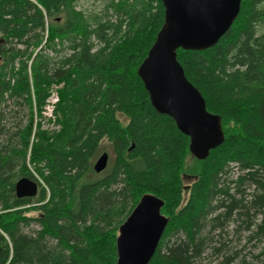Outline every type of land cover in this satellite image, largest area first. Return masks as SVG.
I'll list each match as a JSON object with an SVG mask.
<instances>
[{"label": "trees", "instance_id": "1", "mask_svg": "<svg viewBox=\"0 0 264 264\" xmlns=\"http://www.w3.org/2000/svg\"><path fill=\"white\" fill-rule=\"evenodd\" d=\"M78 1L0 0V264H115L118 226L144 194L162 200L168 218L149 264H202L207 248L216 264H247L221 237L233 222L264 240V0H241L214 46L176 52L221 119L224 141L204 160L154 110L137 76L163 23L160 1L103 0L87 15ZM52 83L62 84L59 130L34 117ZM103 139L113 158L97 176ZM22 177L36 182L35 197L16 198ZM185 177L194 182L184 186Z\"/></svg>", "mask_w": 264, "mask_h": 264}, {"label": "water", "instance_id": "2", "mask_svg": "<svg viewBox=\"0 0 264 264\" xmlns=\"http://www.w3.org/2000/svg\"><path fill=\"white\" fill-rule=\"evenodd\" d=\"M163 23L137 76L150 103L159 114L172 119L189 139V152L204 160L224 141L221 119L209 113L199 91L186 79L176 59L177 50L202 51L214 46L237 18L241 0H159ZM108 154L93 164L98 174L105 170ZM18 199L33 198L38 186L22 177L15 182ZM163 202L144 194L127 218L118 226L115 264H149L168 223L161 214Z\"/></svg>", "mask_w": 264, "mask_h": 264}, {"label": "rangeland", "instance_id": "3", "mask_svg": "<svg viewBox=\"0 0 264 264\" xmlns=\"http://www.w3.org/2000/svg\"><path fill=\"white\" fill-rule=\"evenodd\" d=\"M104 1L103 0H80L76 3L75 5V9L79 10V11H83L84 14H98L99 11H101L105 5H104ZM62 88V84L59 83H52L48 89V95L46 98V101L44 102L43 108L41 109V111H35L34 112V117L35 119H37V122H40V120H42L41 125L43 126V129H57L59 130L60 126L57 125V119H51L50 122L49 121V111H51L52 109L55 111L56 109V105L52 106L51 103L49 102V97L54 98V97H59V91ZM51 95V96H50ZM7 103L9 104V111L10 110H16L18 113L20 112V110H17L16 106H10L11 103L7 101ZM55 108V109H54ZM7 110V111H8ZM20 116L26 115V112H22L19 113ZM121 120H123V117L119 116ZM23 119V124L24 121H26V117L22 118ZM48 123V124H47ZM10 129V127L8 128ZM11 132L14 131L10 130ZM102 153H107L108 154V166L110 165V163L112 162V154H111V148H110V144L108 143V141L106 139H103L102 142L100 143V149H99V153L97 154V156L95 157V159L93 160L92 164H94L95 160L102 154ZM195 165L194 160L188 156V158L185 161V170H184V174H193V167ZM31 171V168H29ZM232 175H233V179L236 178L237 176V170L234 168L232 169ZM33 176L38 180V182L45 187L42 179L36 174L34 173V171L32 170ZM96 175V173H94ZM100 174H97V176ZM95 178V176H88L86 179H93ZM193 179L192 178H184L183 181V185L184 186H190L193 183ZM188 198V191L184 192L183 194V201H182V205H184L186 203V200ZM27 216L32 217V218H36L38 216V212H30L27 214ZM209 218V216H208ZM207 218V219H208ZM30 228L32 229H37V225H35L34 223H32L30 225ZM236 229V224L233 222H229L226 225V230L224 235H222L221 237V241L223 243H225L227 245V249L229 251V254L236 252L238 255V260L239 259H243L245 260V262L247 264H264V240L260 239V240H254V239H248L249 235L247 232L245 231H238L235 232ZM208 230V227H206L205 229H203V234H205ZM25 232H29V229H26ZM217 235V232H214L211 234V237H214V239L216 240L217 237H215ZM200 261L202 262V264H216L218 261H220V258H217L213 255H211L209 248L205 249L203 255H201V259Z\"/></svg>", "mask_w": 264, "mask_h": 264}, {"label": "built area", "instance_id": "4", "mask_svg": "<svg viewBox=\"0 0 264 264\" xmlns=\"http://www.w3.org/2000/svg\"><path fill=\"white\" fill-rule=\"evenodd\" d=\"M51 96V95H50ZM58 98L59 97H54V98H51L49 97V102L51 103L52 106H55L57 103H58ZM55 109V108H54ZM49 120L51 121V119H55V116H54V110L52 109L51 111H49Z\"/></svg>", "mask_w": 264, "mask_h": 264}]
</instances>
